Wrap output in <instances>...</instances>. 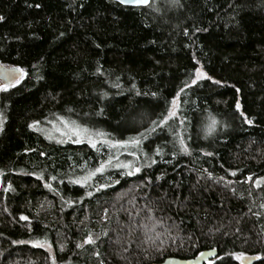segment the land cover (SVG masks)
Instances as JSON below:
<instances>
[{"label":"trees","instance_id":"obj_1","mask_svg":"<svg viewBox=\"0 0 264 264\" xmlns=\"http://www.w3.org/2000/svg\"><path fill=\"white\" fill-rule=\"evenodd\" d=\"M0 17V64L24 72L0 91V264H264V0H0ZM59 118L104 139H47Z\"/></svg>","mask_w":264,"mask_h":264},{"label":"rangeland","instance_id":"obj_2","mask_svg":"<svg viewBox=\"0 0 264 264\" xmlns=\"http://www.w3.org/2000/svg\"><path fill=\"white\" fill-rule=\"evenodd\" d=\"M202 72V70H200ZM203 73V72H202ZM4 85L0 82V87H3ZM173 104L171 112H175L174 116H170L169 118L175 117L178 111V103ZM2 119L0 118V127H1ZM36 129H40V125H36ZM44 131H41V133L49 140L54 139V141H69V142H88L90 144H98L99 142H102L104 139L101 135H96L91 132L86 131L85 129L80 128L75 123L70 122L64 118H59L56 120L51 121L49 124H46L43 128ZM53 141V140H52ZM124 168L131 170V163L130 162H123ZM134 170L133 172H135ZM263 180H260V182H263ZM49 252H53L52 248L44 244V247ZM240 259H238L240 262L244 258V256H239Z\"/></svg>","mask_w":264,"mask_h":264},{"label":"water","instance_id":"obj_3","mask_svg":"<svg viewBox=\"0 0 264 264\" xmlns=\"http://www.w3.org/2000/svg\"><path fill=\"white\" fill-rule=\"evenodd\" d=\"M125 7H148L151 3V0L148 5H136L131 3H122L121 0H112ZM24 77V72L18 67H7L0 64V82L5 86H14ZM218 256L216 250H209L203 252L196 258L193 259H179V258H169L160 264H208ZM260 260L257 256H247L241 260V264H256Z\"/></svg>","mask_w":264,"mask_h":264},{"label":"snow or ice","instance_id":"obj_4","mask_svg":"<svg viewBox=\"0 0 264 264\" xmlns=\"http://www.w3.org/2000/svg\"><path fill=\"white\" fill-rule=\"evenodd\" d=\"M122 3H131V4H136V5H148L150 0H121ZM175 3H179V0H174ZM38 6V5H37ZM0 19H3L2 17H0ZM201 78H205V74L200 72V70H197V74H196V79H194L192 81L193 84L196 83L197 80L201 79ZM208 79H210V77H208ZM216 83H219V81H216ZM0 91H7V86H3V87H0ZM181 91H183V89H181ZM175 100L173 101V104H175ZM237 110H239L240 108V104L239 102H237ZM175 115V112H170V116H174ZM241 115H243V113H241ZM155 123V122H154ZM215 123V122H214ZM245 123H248L249 125L252 124V121L251 120H248L247 118H245ZM142 135V134H141ZM79 142V141H77ZM134 143H139L138 140L136 141H133ZM183 144V142H181ZM93 147H95V145H93ZM182 151H185L187 152V149L186 148H183L182 147ZM208 155H211L210 153ZM104 171V166L101 165L99 168L96 169V172H100L102 173ZM136 171H139V169H137ZM132 173L129 172L128 175H131ZM233 175H235V173H232ZM53 179H55V177H53ZM248 179H251V177H249ZM75 183H79V181H75ZM116 183H119V181H117ZM46 187H49L51 188V185H46ZM103 187V186H102ZM89 195H91V193H89ZM262 207H264V205H262ZM22 220H27L28 218L25 217V216H22L21 217ZM104 235H107V233L105 232ZM98 238V237H97ZM23 243V242H22ZM85 243H88V244H93L95 243V240L93 239V237L91 235L88 236L87 240L85 241ZM33 246H39V247H44V244H40V243H37ZM77 247H81V245H77ZM237 259H240V257H236ZM101 264H103V261H101Z\"/></svg>","mask_w":264,"mask_h":264}]
</instances>
